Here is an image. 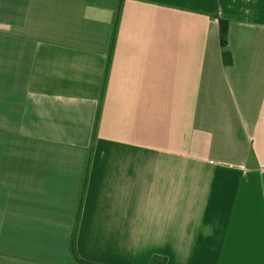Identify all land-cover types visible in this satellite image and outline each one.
I'll use <instances>...</instances> for the list:
<instances>
[{"label": "crops", "instance_id": "0c3cea01", "mask_svg": "<svg viewBox=\"0 0 264 264\" xmlns=\"http://www.w3.org/2000/svg\"><path fill=\"white\" fill-rule=\"evenodd\" d=\"M74 231L93 264H264V0H0V264H77Z\"/></svg>", "mask_w": 264, "mask_h": 264}, {"label": "trees", "instance_id": "16d2710c", "mask_svg": "<svg viewBox=\"0 0 264 264\" xmlns=\"http://www.w3.org/2000/svg\"><path fill=\"white\" fill-rule=\"evenodd\" d=\"M120 11H121V7L119 5V8L116 12L115 20H114V31H113V36L111 39V49L114 45L115 32H116V27H117L119 17H120ZM216 19L218 22L219 44H220V47L222 49L223 61L225 62V64L229 65V64H231V55L228 52H226V50H225V47L227 46V35H228V31H229V21L226 19L219 18V17H216ZM108 66H109V64H108ZM107 70H108V67H107ZM75 235H76V233L74 231L72 238H71V243H70V252H71V255L73 256L75 262L77 264H93V263L85 262L77 256L76 250H75V245H74L75 244ZM166 262H167L166 257L155 255L150 259L149 264H166Z\"/></svg>", "mask_w": 264, "mask_h": 264}]
</instances>
